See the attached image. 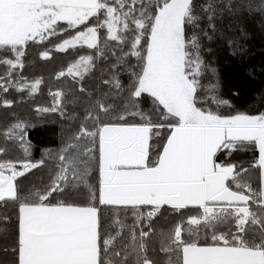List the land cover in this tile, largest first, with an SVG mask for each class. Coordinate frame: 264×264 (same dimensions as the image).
Masks as SVG:
<instances>
[{"label":"snow or ice","instance_id":"6c2138e0","mask_svg":"<svg viewBox=\"0 0 264 264\" xmlns=\"http://www.w3.org/2000/svg\"><path fill=\"white\" fill-rule=\"evenodd\" d=\"M226 10L237 23L259 15L264 30V0H227ZM216 13L215 0H0V108L14 105L4 97L10 89L33 95L42 84L18 72L27 46L59 40L44 59L53 50H91L58 74L80 81L97 57L114 58L103 80L109 90L88 93L79 101L83 116L69 117L79 124L56 152L46 188L24 194L19 183L45 164L30 159L27 122L0 125V157L24 154L0 159V206L16 211L14 222L0 216V238L12 241L0 264H157L149 238L166 207L182 217L158 234L166 264H264V112L225 115L206 105L231 107L228 99L202 98L204 42L213 40ZM51 95L54 104L37 111L65 116V94ZM246 144L258 149L259 190L241 181L247 170L222 159ZM56 196L65 199L53 203ZM191 206L198 214L183 218ZM103 208L114 210L107 229Z\"/></svg>","mask_w":264,"mask_h":264},{"label":"trees","instance_id":"16d2710c","mask_svg":"<svg viewBox=\"0 0 264 264\" xmlns=\"http://www.w3.org/2000/svg\"><path fill=\"white\" fill-rule=\"evenodd\" d=\"M203 0H197V3H202ZM217 13L215 19L216 30L213 35V40L205 41L204 48L210 49L204 52V60L209 65L208 74L205 75L202 84V98L208 96H216L219 98L228 99L231 102V107L217 106L215 104L206 105L221 114H235L236 112H245L249 115L260 114L264 112V30L260 26L261 17L256 15L249 17L245 15L242 23H237L236 18L231 12L226 10L227 0H215ZM64 27H67L66 23ZM206 21L201 24L205 27ZM51 43L45 42L44 46L30 45L25 48V56L23 58L24 67L18 69L21 76L25 77L29 83L36 78L42 80L38 92L33 95H28L27 92L17 93L10 89L7 94H4L6 99H14L15 103L12 108H0V125L12 117L18 118L27 122L28 140L31 144L30 159L33 162L45 159V164L40 168L33 169L25 177L19 178V183L24 194L30 190L44 189L50 184V177L56 169V161L54 159L56 152L61 148L62 144L72 135L77 129L79 121L69 119L72 116H83V105L80 100L87 99L88 93H91L93 99L97 98L102 92H107L109 89L103 84V80L109 78V66L114 58L110 55L107 58L97 57L94 69L80 81L78 78L73 80L71 76L59 77L60 71H66L67 66L71 64L78 55L86 54L91 50L87 49H72L67 52H58L53 50L48 59L41 57L40 53L47 48L59 42L56 38H50ZM1 54H5L0 52ZM134 62V61H133ZM215 69V73L211 72ZM3 72V68H0ZM219 88L217 91H209V85L217 80ZM120 79L127 84V74H121ZM85 89L84 93L80 92V88ZM60 90L65 95L62 97L64 110L66 115L61 116L59 112H40L38 108H49L54 104L51 93ZM233 92H238V96H234ZM76 99L77 103L72 101ZM145 109L148 105L144 106ZM161 143L157 142V145ZM157 145H154L156 147ZM50 150L52 156H46V151ZM155 152H153V158ZM24 158L23 152L15 148L8 156L0 157V159L21 160ZM222 159L227 163H233L238 166V169H245L246 172H241V181L251 184L253 190L260 188V173L261 170L257 165L258 149L253 145L246 144L233 150L231 155H224ZM19 167V166H18ZM98 174L93 171L89 183L95 184ZM235 189V185H230ZM65 199L64 196H56L52 200ZM69 202L72 199H77L75 196L68 197ZM255 210V205H252ZM114 210L109 208L102 209V219L107 229V224L113 217ZM163 215L155 219L152 227L157 235L149 238L151 259L157 264H166L167 257L160 253L158 234L168 230L173 224L182 217L172 213L170 208L162 209ZM197 209L191 206L184 210L183 218L191 215H197ZM0 216H10L12 221H15L16 211L14 206L9 203L5 206H0ZM123 217L124 214L121 213ZM126 224L131 225L133 219L129 213ZM145 230H147L145 228ZM111 231L110 229L108 230ZM127 235H125V239ZM203 240V236H201ZM208 242H211L210 239ZM121 243V241H117ZM5 247H12L11 237L0 238V250ZM152 249H155L153 251ZM3 251H0V259H4ZM131 264V262H130Z\"/></svg>","mask_w":264,"mask_h":264},{"label":"rangeland","instance_id":"374dc122","mask_svg":"<svg viewBox=\"0 0 264 264\" xmlns=\"http://www.w3.org/2000/svg\"><path fill=\"white\" fill-rule=\"evenodd\" d=\"M3 55H5V54H1L0 56H3ZM255 115H257V114H255ZM155 158V157H154Z\"/></svg>","mask_w":264,"mask_h":264},{"label":"crops","instance_id":"0c3cea01","mask_svg":"<svg viewBox=\"0 0 264 264\" xmlns=\"http://www.w3.org/2000/svg\"><path fill=\"white\" fill-rule=\"evenodd\" d=\"M235 190V189H234Z\"/></svg>","mask_w":264,"mask_h":264}]
</instances>
